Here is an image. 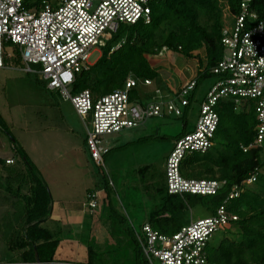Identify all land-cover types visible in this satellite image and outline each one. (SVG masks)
<instances>
[{
    "label": "built area",
    "instance_id": "built-area-1",
    "mask_svg": "<svg viewBox=\"0 0 264 264\" xmlns=\"http://www.w3.org/2000/svg\"><path fill=\"white\" fill-rule=\"evenodd\" d=\"M157 0H43L39 6L28 0H0V48L3 43L17 46L26 72L39 74L50 90L57 91L71 102L85 123L87 144L93 159L103 164L102 156L109 151L105 136L138 127L152 116L181 115L189 105L188 96L195 88V78L184 81L172 94L155 89L150 101L129 96L130 89L150 79L128 76L123 87L93 97L89 89L73 93L71 85L76 74L88 69L96 47L100 49L120 24L150 20L151 4ZM253 0H240L239 12L232 24L221 32L224 48L221 59L211 68L216 75L204 99L194 128L174 140L166 158L164 171L167 190L171 194H215L224 181L183 176L181 160L187 153H204L213 146L219 99L230 98L239 110L248 99L254 101L258 118L256 134L243 151L259 150L264 166V19L251 9ZM118 44L115 46V48ZM170 52L163 47L159 55ZM10 55V53H8ZM36 65V70L33 69ZM1 66V62H0ZM138 84V85H137ZM13 163V158L0 154V162ZM261 169L256 168L239 184H234L214 214L190 219L178 231L164 234L145 222L144 234L137 238L149 264H209L206 247L212 233L238 220V214L227 208V202L238 197L245 185L252 184ZM89 205L96 207L98 192L90 195Z\"/></svg>",
    "mask_w": 264,
    "mask_h": 264
},
{
    "label": "trees",
    "instance_id": "trees-1",
    "mask_svg": "<svg viewBox=\"0 0 264 264\" xmlns=\"http://www.w3.org/2000/svg\"><path fill=\"white\" fill-rule=\"evenodd\" d=\"M222 6L233 18L239 12L240 0H157L152 2L150 20L120 24L101 48L96 61L88 69L76 74L71 91L76 93L89 89L92 96L96 97L123 87L126 78L132 76L140 81L144 79L152 81L150 85L145 86L140 83L138 87L130 89L129 96L132 99L140 101L143 99L147 103L157 88L164 93L172 94L175 89L162 78L161 66L150 63V59L158 58L161 49L166 47L172 53L197 61V71L194 75L196 85L188 96L189 101L200 80L214 76L215 81L216 75L211 68L217 64L224 52L221 32L227 26L223 21ZM249 7L256 12L259 19H264V0H253ZM5 46L3 43L2 63L19 64L22 61L20 54L17 52L14 55L13 49L10 51ZM201 49L204 51L203 54L200 52ZM8 53H10L9 56ZM37 78L40 80L39 77ZM215 110L219 120L214 130V138H218V142L204 153H187L181 160L180 169L185 177L216 179L224 183L215 194H171L167 190L165 171L164 181L161 176L152 174L151 179L155 180L153 189L159 203L150 211L149 220L146 222L159 232L170 235L189 222L185 220V215L194 205H205L212 215L224 201L230 188L234 184L241 183L256 168H259L261 170L256 180L252 184L245 185L244 191L238 197L226 203L227 208L239 216L238 220L230 223L237 228L238 239L225 238L217 247H210L207 244L205 254L209 264H264V166L260 161L259 150L251 148L243 151L240 147V145L250 144L256 134L258 118L254 101L248 99L237 110L234 101L230 98L219 99ZM183 114L184 109L178 116ZM4 132L14 142L12 156H9L13 158V163L6 164L4 160H1L0 168L7 169L8 173L4 174V184L0 186L7 194L15 196L18 200L20 197L19 201H22L19 204V214H22L21 222L16 227L8 225L11 229L8 232L9 235L5 234L7 250L16 251L22 264H37L35 252L40 264H52L59 242L53 237L54 230L43 225V222L49 218L52 207L48 183L25 150L21 146L17 147L12 134L8 130ZM186 132L183 129L178 136ZM86 139L87 136H85L84 145L87 147L88 155L96 162ZM14 158L17 162L19 161V166H23L22 171L14 169ZM147 167L146 165L141 167L139 172L145 171ZM17 181L18 185L14 188L13 184ZM25 183H30L28 192L20 194L21 186ZM98 189H103L105 199L108 194L107 181H104L102 188L93 186L86 189L87 215L89 211L94 212L95 208H91L88 203L89 195L97 191L99 198L101 192ZM133 229L136 231L134 226ZM137 240L133 238L136 244L135 249L138 247L143 255ZM86 251L85 264H93V250L87 246ZM136 257L137 254H135V263ZM144 261H147L145 256Z\"/></svg>",
    "mask_w": 264,
    "mask_h": 264
},
{
    "label": "rangeland",
    "instance_id": "rangeland-1",
    "mask_svg": "<svg viewBox=\"0 0 264 264\" xmlns=\"http://www.w3.org/2000/svg\"><path fill=\"white\" fill-rule=\"evenodd\" d=\"M28 1L33 6H39L43 0ZM48 1L53 3L57 0ZM221 11L223 21L229 27L233 18L224 6ZM4 44L6 49H13L14 55L17 52L20 54L16 45ZM200 52L203 54V49ZM100 53L101 49L96 47L91 59H96ZM150 63L161 66L162 78L171 83L173 88L177 87L179 79L193 77L197 71L196 60L182 57L178 53L164 51V55L151 58ZM24 66L21 61L19 64L0 67V154L4 157L12 156L14 142L4 132L8 130L16 140L17 147L21 146L25 150L45 178L52 202L61 204L65 210L80 209L82 203H86L87 187L94 185L102 188L104 181L108 183L107 197L104 199L103 189H98L101 194L97 207L93 209L94 212L84 214L81 223L56 222L49 226L54 230L53 237L59 242L57 257H65L63 259H67V262L64 264H85L83 253L90 246L94 254L93 264H149L144 261L140 249H135L133 238L137 240L138 234L144 239L141 225L149 220L150 211L159 203L153 189L155 180L151 179V175H159L164 181V166L174 140L179 137L181 130L188 132L194 128L200 103L214 81V76L200 80L189 100L190 106L183 108L182 116H152L138 127L106 135L105 145L110 147V151L103 156L104 164L97 165L90 159L84 145L85 123L71 102L62 98L57 91L48 89L43 79L38 80V73L26 72ZM36 67L33 65V69L36 70ZM217 142L218 138H214L213 145ZM19 164L15 159L16 171L23 170ZM145 165L147 169L139 172ZM7 173V169L0 168L2 186L4 174ZM17 185L18 181L14 182L13 187ZM29 185L23 184L20 194L28 192ZM2 186L0 264H22L16 251L7 250L5 238L10 227H16L21 222L19 204L22 201H19L20 197L18 200L7 194ZM208 215L211 212L205 205H194L185 215V220H196ZM47 224V220L43 222L44 226ZM228 227L214 231L208 245L217 247L225 238L238 239L237 228L231 225L230 229Z\"/></svg>",
    "mask_w": 264,
    "mask_h": 264
},
{
    "label": "crops",
    "instance_id": "crops-1",
    "mask_svg": "<svg viewBox=\"0 0 264 264\" xmlns=\"http://www.w3.org/2000/svg\"><path fill=\"white\" fill-rule=\"evenodd\" d=\"M5 65L11 66L12 64L10 62H8L6 64H2L0 67H3ZM191 77H187L185 79H179L178 85H177V87H174V89L178 88V86L180 84H182L184 81H186L187 79H189ZM164 80L170 86L173 87V85L171 83H169L166 79H164ZM87 188H92V187H87ZM86 189H85V192H86ZM89 213H91V212L89 211ZM84 214H87V207H86L85 203H82V207L80 209L79 208H75V209L72 208V209L65 210V209H63L61 204H59V203L56 204V203L52 202L51 214H50L49 218L47 219V222H48L47 227L50 228L49 226H53L54 224H56V222H62V224H68V223L79 224V222L81 223V218L83 217ZM97 240L99 241V236H97ZM57 251H56V254L54 256V260H53L52 264H60V263L64 264L65 262H67V259H63L65 257H62V256L57 257ZM83 255L85 256L84 258H86L83 260L86 262V260H87L86 252H84Z\"/></svg>",
    "mask_w": 264,
    "mask_h": 264
},
{
    "label": "clouds",
    "instance_id": "clouds-1",
    "mask_svg": "<svg viewBox=\"0 0 264 264\" xmlns=\"http://www.w3.org/2000/svg\"><path fill=\"white\" fill-rule=\"evenodd\" d=\"M0 62H1V65L3 64L2 63V48H0Z\"/></svg>",
    "mask_w": 264,
    "mask_h": 264
},
{
    "label": "water",
    "instance_id": "water-1",
    "mask_svg": "<svg viewBox=\"0 0 264 264\" xmlns=\"http://www.w3.org/2000/svg\"><path fill=\"white\" fill-rule=\"evenodd\" d=\"M35 258H36V262H37V264H40V263H39V261H38V260H39V258H38V255H37V253H36V252H35Z\"/></svg>",
    "mask_w": 264,
    "mask_h": 264
}]
</instances>
